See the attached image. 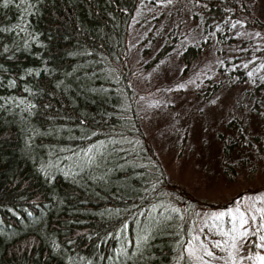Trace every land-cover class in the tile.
<instances>
[{
	"label": "trees",
	"instance_id": "1",
	"mask_svg": "<svg viewBox=\"0 0 264 264\" xmlns=\"http://www.w3.org/2000/svg\"><path fill=\"white\" fill-rule=\"evenodd\" d=\"M165 1L154 14L156 0H0V264H192L188 215L156 203L185 191L136 151L127 40L135 15L138 42L158 44L145 64L178 57L181 108L198 115L210 106L218 118L205 173L233 178L264 163L263 134L239 114L264 119L260 4L185 0L171 21ZM226 90L241 97L215 109ZM175 194L179 205L184 194ZM247 239L240 252L261 254Z\"/></svg>",
	"mask_w": 264,
	"mask_h": 264
},
{
	"label": "rangeland",
	"instance_id": "2",
	"mask_svg": "<svg viewBox=\"0 0 264 264\" xmlns=\"http://www.w3.org/2000/svg\"><path fill=\"white\" fill-rule=\"evenodd\" d=\"M185 0H166L163 4V10L166 16L179 20L180 16L176 13V8H182ZM157 10L153 12L157 14L160 10L162 0H156ZM260 4L262 12V21H264V0H256ZM152 7L144 5L143 8ZM138 16L132 19V26L128 35V64H129V80L130 95L133 99V105L129 113L132 117L131 123L135 122L140 127L139 143L136 151L142 153L144 161L150 169L154 165L159 166L160 171L169 185H174L183 191L168 190L164 191L165 195L161 201H157L160 208H174L180 212V218L186 213L188 218L187 240L185 244V255L190 258L192 264H231L228 261L229 254L235 256L236 264H260L256 259L258 255L264 256V248L262 253L258 254L257 249L250 255H245L249 251L247 243L249 239L240 241L238 250L228 248L231 244V237L221 235L220 230L228 233L231 224L228 222V216L223 220H216L215 217L221 212L227 213L229 210L233 215H237L236 209L239 208L249 218V224L246 226L249 236H254V241L259 242L258 237L264 235V163L259 160L248 165L247 168H239L233 178H222L217 175L211 176L205 173V169L210 167L207 164V152L212 145V138L218 129V118L210 113V106L204 107V110L198 115L194 112L185 111L181 108L185 101H188V91L184 88L183 80L178 81L182 62L178 57L168 55L161 57L157 61L146 65L150 56L158 47V44L150 42H138L139 36L144 29L138 24ZM149 20V19H148ZM148 23H153L148 21ZM147 23V24H148ZM154 25L157 23H153ZM157 27V26H156ZM155 29V28H154ZM145 47L147 52L140 53L141 48ZM207 53L203 52V57ZM204 62L207 59L203 58ZM185 79L188 80L186 77ZM181 88V92L173 89L175 85ZM176 85V86H177ZM199 86V85H198ZM184 89V91H183ZM178 91V92H176ZM223 91L214 103V108L219 110L230 107L232 97L239 98L241 95L227 93ZM239 96V97H238ZM244 118H250V122L259 129L264 139V119L262 120L258 114L245 108L240 110ZM215 115V114H214ZM189 119V124H185ZM185 137V139H182ZM183 142V143H182ZM182 144L183 147L179 148ZM179 148V149H178ZM212 148V147H211ZM182 149V151H180ZM145 163V162H144ZM154 168V169H155ZM184 194V199L179 205H175L174 196L176 194ZM204 202V205L195 206V202ZM173 202V203H172ZM186 202L189 205L186 206ZM191 202V204H190ZM152 208V206H150ZM185 212V213H184ZM251 217H255L253 222ZM239 228V222L237 221ZM257 228L260 230L256 235L252 234ZM246 229H240L241 232ZM193 237H199L196 240V253L192 255L191 249L193 245ZM228 241L224 248L213 247L215 242ZM203 242V243H201ZM246 248L245 252L241 251V246ZM253 248L256 244L252 243ZM205 248L214 252L213 259L205 254ZM225 248H228L226 251ZM197 257H202L198 259ZM241 258V263L239 262ZM246 257H252L251 260Z\"/></svg>",
	"mask_w": 264,
	"mask_h": 264
},
{
	"label": "snow or ice",
	"instance_id": "3",
	"mask_svg": "<svg viewBox=\"0 0 264 264\" xmlns=\"http://www.w3.org/2000/svg\"><path fill=\"white\" fill-rule=\"evenodd\" d=\"M7 2H8V0H5V4H7ZM236 213H237V215H233L231 210H229L227 213L221 212L218 216L215 217L216 220H223L225 216H228V218H229L228 222L231 224L229 232L224 233L221 229L219 234L230 236L232 242H231V244H228L227 240H225L223 243L220 241H217V242H215L213 247L224 248V245L228 244V248H230L232 250H238L239 242L240 241L246 242V238L249 236V231H251V229L246 228V226L249 224V218L239 208L236 209ZM262 219H264V217H262ZM251 220L253 222H255L256 218L251 217ZM237 221L239 222V228L237 227V223H236ZM261 227H264V225H261ZM240 229H246V230L241 232ZM259 230L260 229L257 228L255 231H252V234L256 235ZM198 239H199V237H193V245H192V249H191L193 256H195V253H196V246H195L194 242ZM258 240H259V242L253 241V243L256 244V247H258V248H264V235H260L258 237ZM201 243H203V242H201ZM228 248H225V250L227 251ZM205 254L210 258L219 259V257H215V254L213 251L208 250L207 248H205ZM197 258L202 259V257H197ZM246 259L251 260L252 257H246ZM256 259L260 261V264H264V256L258 255L256 257ZM228 261H230L231 264H236L235 256L230 253L229 257H228ZM226 264H228L227 261H226Z\"/></svg>",
	"mask_w": 264,
	"mask_h": 264
}]
</instances>
